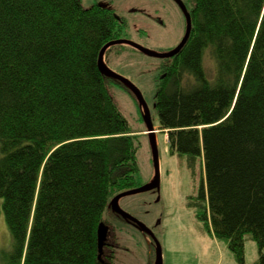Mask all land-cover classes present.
<instances>
[{"label":"trees","instance_id":"obj_1","mask_svg":"<svg viewBox=\"0 0 264 264\" xmlns=\"http://www.w3.org/2000/svg\"><path fill=\"white\" fill-rule=\"evenodd\" d=\"M189 1V39L161 58L156 77L159 129L169 153L201 161L202 184L189 201L196 217L240 264L251 236L254 264H264V0ZM126 30L125 17L99 3L0 0L9 264H112L103 215L116 194L140 185L143 128L120 110L111 86L125 85L101 71L99 55Z\"/></svg>","mask_w":264,"mask_h":264},{"label":"rangeland","instance_id":"obj_2","mask_svg":"<svg viewBox=\"0 0 264 264\" xmlns=\"http://www.w3.org/2000/svg\"><path fill=\"white\" fill-rule=\"evenodd\" d=\"M190 3L189 0H186ZM114 8L125 17L128 35L157 51H167L185 30V15L174 0H82ZM162 59L149 56L133 47L120 46L106 57L108 66L129 78L143 92L151 109L160 154V187L123 196L120 206L145 223L162 247L163 264H240L225 239L216 238L196 217L189 204L202 184V165H192L186 157L168 152V137L160 131L154 108L156 77ZM210 70L213 59H205ZM111 90L120 110L133 129H141L137 160L139 183L149 182L155 173L151 142L146 133L142 111L134 94L125 86L113 83ZM138 187V186H137ZM107 227L105 257L112 264H155L156 244L153 237L136 223L118 215L111 207L104 211ZM13 246L3 212L0 213V264H9ZM259 258L256 240L247 235L245 260L254 264Z\"/></svg>","mask_w":264,"mask_h":264},{"label":"water","instance_id":"obj_3","mask_svg":"<svg viewBox=\"0 0 264 264\" xmlns=\"http://www.w3.org/2000/svg\"><path fill=\"white\" fill-rule=\"evenodd\" d=\"M176 1L180 4V6H181V8H182V10L186 16V19H187V26H186L185 34H184L182 40L180 41V43L176 47H174L173 49L168 50V51H157V50L151 49L149 47H146L140 43H137L133 40H130L127 38H121V39L112 40L109 43H107L101 49L100 55H99V67H100L101 71L105 75L121 81L134 94V96L138 100V103H139L141 111H142V116H143V119H144L145 124H146V133H148V135L150 137L153 162H154V168H155L154 176L149 182H147L141 186H138L136 188L129 189V190H126V191H123V192L116 194L111 199L110 206L115 212L120 214L122 217L128 219L129 221L136 223L139 227H141L143 230H145L147 233H149L153 237L155 244H156L155 264H163L162 247L160 245V242L156 238L154 232L145 223L138 220L135 216H133L131 213H129L128 211H126L125 209H123L120 206V199L126 195L144 192V191H148V190H152V189H156V188L158 189L160 187V154H159V147H158V143H157V132L159 130H157L155 128L150 107H149L141 89L135 83H133L129 78H127L124 75L114 71L113 69H111L108 66V64L106 62V52H107V49L114 44L128 43V44L134 46L139 51H142L143 53H145L149 56H152V57L166 58V57H171V56L175 55L176 53H178L181 50V48L185 45L187 40L189 39L191 29H192V20H191V13L188 10L185 2L183 0H176ZM105 236H106V231L104 230L103 232L100 233V239L105 240Z\"/></svg>","mask_w":264,"mask_h":264},{"label":"flooded vegetation","instance_id":"obj_4","mask_svg":"<svg viewBox=\"0 0 264 264\" xmlns=\"http://www.w3.org/2000/svg\"><path fill=\"white\" fill-rule=\"evenodd\" d=\"M176 3H177V5L180 7V9L182 10V8H181V6H180V4L176 1V0H174ZM184 2H185V4H186V6H187V8H188V10L190 11V13H191V9L189 8V5H188V2L186 1V0H183ZM182 12H183V10H182ZM184 13V12H183ZM185 15V14H184ZM185 23H186V25H185V30H184V32H183V34H182V36H181V38H180V40L175 44V45H173V46H171L168 50H171V49H173L174 47H176L179 43H180V41L182 40V38H183V36H184V34H185V31H186V26H187V19H186V16H185ZM121 38H127V39H132L129 35H128V32H127V30H126V32L121 36V37H119L118 39H121ZM116 47H120V45H125V46H128V47H133V48H135L134 46H132V45H129V44H126V43H118V44H114ZM113 45V46H114ZM144 45H146V44H144ZM146 46H148V45H146ZM112 47V46H111ZM149 47V46H148ZM150 48V47H149ZM136 49V48H135ZM152 49V48H151ZM138 50V49H137ZM167 50V51H168Z\"/></svg>","mask_w":264,"mask_h":264},{"label":"bare ground","instance_id":"obj_5","mask_svg":"<svg viewBox=\"0 0 264 264\" xmlns=\"http://www.w3.org/2000/svg\"><path fill=\"white\" fill-rule=\"evenodd\" d=\"M82 1V0H81ZM83 3V2H82ZM95 4V3H94ZM99 4H101V3H99ZM93 5V4H92ZM106 6V5H105ZM109 7V6H108ZM111 8V7H110ZM114 9V8H113ZM117 13V12H116ZM130 40H133V41H135V42H137L136 40H134V39H130ZM188 41V40H187ZM137 43H140V42H137ZM126 44H128V43H126ZM140 44H142V43H140ZM186 44V43H185ZM130 45V44H129ZM142 45H144V44H142ZM144 46H146V45H144ZM146 47H148V46H146ZM108 49H110V47L108 48ZM107 49V50H108ZM151 110V109H150ZM152 114V113H151ZM143 117V116H142ZM160 131H162V132H164V134H165V136L167 135V137H168V134H167V132H165L164 130H161L160 129Z\"/></svg>","mask_w":264,"mask_h":264}]
</instances>
